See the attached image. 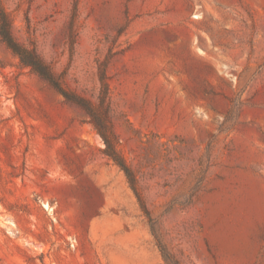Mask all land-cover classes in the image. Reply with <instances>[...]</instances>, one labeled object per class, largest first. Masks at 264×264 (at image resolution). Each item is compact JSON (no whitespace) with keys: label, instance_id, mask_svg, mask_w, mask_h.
Segmentation results:
<instances>
[{"label":"rangeland","instance_id":"rangeland-1","mask_svg":"<svg viewBox=\"0 0 264 264\" xmlns=\"http://www.w3.org/2000/svg\"><path fill=\"white\" fill-rule=\"evenodd\" d=\"M0 7V264H264V0Z\"/></svg>","mask_w":264,"mask_h":264},{"label":"trees","instance_id":"trees-1","mask_svg":"<svg viewBox=\"0 0 264 264\" xmlns=\"http://www.w3.org/2000/svg\"><path fill=\"white\" fill-rule=\"evenodd\" d=\"M0 37L5 43H7V45L13 50V52L20 57V60L23 64L32 67L34 71H36L43 78L47 79L53 86H55V88L59 90L61 94H63V96L67 100L73 101L84 108L87 109L90 108L88 102L85 99L81 97L73 96L70 93H68L65 89H63L59 84V82L56 80L50 68L34 52L25 49L21 44H19L16 41L12 33L11 18L8 15V13L1 7H0ZM103 137L106 143L107 155L112 157L125 170L126 174L129 176L130 180L132 181L133 179L131 172L127 167V165L125 164L124 159L117 151L115 144L106 135H103Z\"/></svg>","mask_w":264,"mask_h":264}]
</instances>
